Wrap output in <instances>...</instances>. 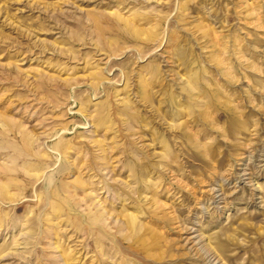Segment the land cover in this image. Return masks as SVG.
<instances>
[{
	"label": "rangeland",
	"instance_id": "obj_1",
	"mask_svg": "<svg viewBox=\"0 0 264 264\" xmlns=\"http://www.w3.org/2000/svg\"><path fill=\"white\" fill-rule=\"evenodd\" d=\"M0 264H264V0H0Z\"/></svg>",
	"mask_w": 264,
	"mask_h": 264
}]
</instances>
